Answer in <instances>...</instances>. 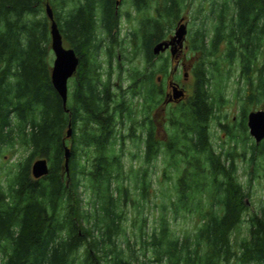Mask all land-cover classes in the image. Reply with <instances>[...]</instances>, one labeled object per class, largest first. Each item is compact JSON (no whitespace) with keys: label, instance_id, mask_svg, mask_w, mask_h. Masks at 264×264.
Listing matches in <instances>:
<instances>
[{"label":"trees","instance_id":"trees-1","mask_svg":"<svg viewBox=\"0 0 264 264\" xmlns=\"http://www.w3.org/2000/svg\"><path fill=\"white\" fill-rule=\"evenodd\" d=\"M63 1L0 0V144L17 136L31 152L7 186L0 183V264H264V201L258 210L249 211L250 193L238 179L235 163L238 141L250 149L254 168L257 157H264V139L247 143V114L264 98V75L254 76L264 39V0H231L229 19V5L224 2L210 9L216 20L211 34L204 21L191 33L193 86L188 97L172 108L166 138L158 135L155 120L148 116L163 93L157 87V72L151 69L152 46L168 36L166 31L178 19L184 0H131L137 10L155 1L157 15L143 20L137 33H132L134 48L143 51L146 70L131 74L129 99L124 94L116 98L98 73L102 40L96 34L97 18L113 37L118 24L116 0H75L62 15ZM46 2L63 43L79 57L76 84L65 107L50 80ZM222 42L226 43L223 54ZM235 61L239 65L236 82L244 84L238 88L239 121L222 125L233 146L217 150L210 139V121L227 101L223 89ZM159 71H167V58ZM134 97L143 100L146 115L139 124L142 138L132 127L128 136L142 142L143 155L137 168L126 170L113 143L116 119L133 117ZM66 144L70 149L67 175L63 169ZM160 152L168 156L175 176L165 175L174 191L170 207L176 214L193 212L197 224L179 235L161 214L147 234V217L142 216L137 236L143 248L140 258L134 253V242L130 245L126 236L125 244L120 242L126 232L123 207L130 202L142 215L141 203L152 185L149 166ZM82 156L87 162L93 157L89 168ZM35 157L46 158L49 167L47 175L37 179L30 174ZM244 222L246 234L240 237ZM146 251L149 256H144Z\"/></svg>","mask_w":264,"mask_h":264},{"label":"rangeland","instance_id":"rangeland-1","mask_svg":"<svg viewBox=\"0 0 264 264\" xmlns=\"http://www.w3.org/2000/svg\"><path fill=\"white\" fill-rule=\"evenodd\" d=\"M64 1L66 3L64 4ZM64 7L60 9L62 15H65L67 10H70L75 3L78 1L75 0H64ZM120 4L117 7L118 12V24L116 30L113 32V37L109 36L104 29L101 27V22L99 18H97L98 22L96 25V34L97 37L102 40L101 48L99 50L97 56L98 63V73L103 83L109 82L110 84V92L116 94V98H119L121 94H124L126 98L130 97L129 95V86L132 84L131 74L134 73L135 70H139L140 72H145V59L143 55V51L140 48L135 49L133 45V35L132 33H137V30L141 27V22L146 18H152L157 15L156 8L157 4L155 1H149V5L141 10H137L135 6L132 4L131 0H120ZM60 4L62 1H59ZM228 3L229 9L226 10V18L229 19L230 15L233 13L231 0H184V4H182L181 12L174 22L173 26L166 31L167 35L173 34L174 28L177 24V21L182 17L186 20L187 23V33L185 44L186 48L182 52L179 53L178 58L179 64L177 67V71L173 78L177 81L187 93L188 96L191 92L193 86V78L191 75V70H189L190 66L193 62L192 53L189 49V38L192 32H194L197 28L201 27L202 21H204V26L207 28V32L211 34L213 32L214 24L216 20L211 18L212 14L210 9L213 7L221 6L222 3ZM228 7H225V9ZM200 10V11H199ZM199 11V13H198ZM45 14V11H43ZM99 15V14H98ZM203 26V25H202ZM167 38V37H166ZM165 38V39H166ZM113 40V42H111ZM137 39L135 43H137ZM67 46V43H64ZM110 49V52H109ZM222 50V54L226 50V43L222 42V46L220 47ZM167 58V71L160 72V66L162 65L163 59ZM49 60L52 62L53 53L50 51ZM176 60V59H175ZM154 65L151 69L155 70L157 75L160 76V81H157V87L163 91L162 94L157 96L158 105L155 108H152L150 111L149 117H152L155 120L157 126L158 135H162L163 138H166L165 135H168L164 130L169 129V117L172 108L177 106L178 104H165L162 105V99L164 97L165 92H168V80L169 74L174 67V58L171 57L168 50L159 54V57H155L153 59ZM183 68H186L185 70ZM227 67H224V72ZM238 61H235L233 65L232 75L226 80L224 84L223 93L225 95V99L227 100L224 104L221 105V109L215 114V118L210 121V139L213 143L215 149L219 150L221 147L224 150L231 148L233 146L232 141L226 131L225 127L222 125H226L228 122L229 125L233 124V121H239L238 117L240 114L241 101L238 98L239 93L238 88L242 87L244 84L242 82L237 83L236 80L238 78L239 72ZM147 70H150L148 68ZM254 76L257 77L259 73L264 75V39L260 48V51L256 57V62L254 65ZM184 71H188V75L186 78H183ZM159 72V73H158ZM76 84V75H73L68 80V97ZM108 84V85H109ZM129 99V98H128ZM132 109L133 117L129 118H117L115 125L116 132V141L113 143V147L116 153L121 155V158L124 162V166L126 170L129 169L130 166L133 168H137L142 162L143 155V144L140 140L134 137L128 136L131 131V127L134 128L135 134L142 138V131L140 123H143L144 116V104L141 98L134 97L132 100ZM264 109V98L262 99L259 106H255L254 109ZM227 115L228 118H224L223 115ZM228 121V122H227ZM247 133L249 135V139H247L248 146L255 143L253 137L250 136L247 127ZM123 137V138H122ZM69 145V139L66 140ZM66 144V145H67ZM237 155L235 157V163L237 165V173L238 179L243 183V186L248 188L250 193L249 197L246 198V203L249 211L258 210L263 201H264V179H263V165H264V157H257L255 168L254 165L250 163L251 151L249 148H245L242 146V142L238 141L237 143ZM30 149L27 145L22 144L21 141L18 140L17 136L12 142H1L0 144V183L5 187L11 181L13 176L18 170V164L23 162L26 157L30 154ZM83 153V152H82ZM133 154H137L136 157L132 158ZM86 156H82L83 162L85 165H90L89 162L86 161ZM31 160V163L33 160ZM169 158L164 152H160L159 155L151 162L149 166V179L152 182V185L149 189V196L146 200L141 203L143 208L141 209L142 215L137 214L140 209L132 206L130 202L124 208L125 216L122 219L123 225L126 228L125 234H121L120 242L124 243L125 236L129 238V244L133 245L134 253L139 254L141 258V253L143 248L141 246V241L137 238L138 236V228L141 224L142 216L147 217V224L144 228V231L148 234L151 231V228L154 225H157L159 222L160 215L163 214L165 217H168V221L171 223L175 232L179 235H183L185 232H191L193 226L197 224L196 219L194 218L193 212L179 211L177 214L173 211V208L170 207L169 201L170 196L174 194L173 189L170 188L171 181L165 177V175H173L172 167L168 166ZM30 163V165H31ZM254 169V170H253ZM253 174H251V172ZM166 172V173H164ZM173 179L175 176L173 175ZM130 186H132L133 179L130 180ZM84 198L86 201H89L90 194L89 192L84 193ZM136 198V196H134ZM167 208H163V206ZM196 221V223H195ZM241 232L239 233L240 237L246 234V223H242ZM128 252V249L126 248ZM150 251H146L144 256H149ZM1 262V261H0Z\"/></svg>","mask_w":264,"mask_h":264},{"label":"water","instance_id":"water-1","mask_svg":"<svg viewBox=\"0 0 264 264\" xmlns=\"http://www.w3.org/2000/svg\"><path fill=\"white\" fill-rule=\"evenodd\" d=\"M44 9L46 17L49 20L50 48L53 53L50 80L65 107L68 99V80L77 71L79 57L73 48L64 45L62 35L53 16L52 7L48 2L45 3ZM182 20V17L178 20L174 33L169 39L160 40L152 46V53L154 55L165 52L168 49L171 57L177 58V53L183 49L187 33V24ZM186 75L187 73L184 72V76ZM183 96L184 91L174 84L168 101L178 100L183 98ZM247 127L250 136L253 137L256 144L264 139V109L259 108L248 112ZM66 134L68 137L71 135L70 122L68 123ZM69 157L70 149L68 145H64L63 169L66 175L68 174ZM48 170L47 159L43 157L36 158L30 165V174L34 179L47 175Z\"/></svg>","mask_w":264,"mask_h":264},{"label":"flooded vegetation","instance_id":"flooded-vegetation-1","mask_svg":"<svg viewBox=\"0 0 264 264\" xmlns=\"http://www.w3.org/2000/svg\"><path fill=\"white\" fill-rule=\"evenodd\" d=\"M120 2L121 1H115V8H116V11H117V7L119 6V4H120ZM183 22H186V20L185 19H183L182 20ZM177 23H178V21H177ZM187 24V23H186ZM176 26H177V24H176ZM176 26H175V28H176ZM175 28H174V30H175ZM173 33H174V31H173ZM171 35L172 34H169L168 36H167V38L166 39H169L170 37H171ZM186 44H185V42H184V45H183V49L181 50V52L184 50V48H186ZM168 50V49H167ZM169 51V50H168ZM179 53L180 52H178L177 53V58H174V67L172 68V70H171V72H170V76H169V80H168V83H167V86H168V89H169V91L168 92H165V94H164V97H163V99H162V105H165V104H179V103H181V102H183L188 96H186L187 95V93L185 92V89L177 82V81H175L174 80V78H173V75H175V73H176V71H177V67H178V64H179V58H178V56H179ZM155 57H159V54H157V55H154ZM154 57V58H155ZM153 58V59H154ZM176 59V60H175ZM191 67V66H190ZM184 70L186 69V68H183ZM190 69V68H189ZM185 73H187V75H188V71H184ZM76 75V74H75ZM187 75L186 76H184V73H183V78H186L187 77ZM160 76L159 75H157V81H160ZM177 85V87L178 88H181L183 91H184V96H183V98H181V99H178V100H172V101H168V99H169V97H170V94H171V90H172V86L173 85ZM161 91V90H160Z\"/></svg>","mask_w":264,"mask_h":264}]
</instances>
